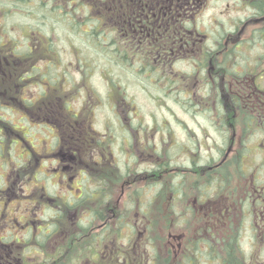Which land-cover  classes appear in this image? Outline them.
Returning <instances> with one entry per match:
<instances>
[{
    "label": "flooded vegetation",
    "instance_id": "1",
    "mask_svg": "<svg viewBox=\"0 0 264 264\" xmlns=\"http://www.w3.org/2000/svg\"><path fill=\"white\" fill-rule=\"evenodd\" d=\"M86 45L110 65L163 74L196 121L183 118L185 141L201 145L194 129L211 128L231 131L226 146L188 149L170 122L145 123L124 90L108 91L116 128L97 130L93 60L74 58ZM78 97L88 110L71 107ZM254 125L260 138L246 132ZM140 183L155 195L148 205ZM0 264H264V0H0Z\"/></svg>",
    "mask_w": 264,
    "mask_h": 264
},
{
    "label": "rangeland",
    "instance_id": "2",
    "mask_svg": "<svg viewBox=\"0 0 264 264\" xmlns=\"http://www.w3.org/2000/svg\"><path fill=\"white\" fill-rule=\"evenodd\" d=\"M226 2V1H225ZM213 6H216L215 3H213ZM222 8H225V4L221 5ZM219 11V10H218ZM214 10L209 9L206 14H203L200 17V23L202 24V27L205 28L207 25L211 24V18L213 16ZM227 15V14H226ZM16 20V23H13V21H10V23L13 24V26H16L20 28V26L25 22V20L18 15ZM226 19V18H225ZM223 20V19H222ZM20 22V23H19ZM17 32V30H15ZM207 32L210 36L214 35L212 31ZM65 35L60 36L59 31L55 34L54 36V41L57 43L56 46H59L60 51L62 53V57L64 60H68V58L72 55L69 54V45H68V40L69 37L67 34L64 32ZM59 37V43L57 42V38ZM67 40H66V39ZM80 42V41H78ZM102 52L101 51H92L90 48L85 46V49L81 50L79 53L74 51V58L75 61H79L80 57H87L92 61L91 65V82L92 85L96 88L97 92L101 96V102L98 103L97 107L93 106L94 109V126L97 130H107L112 129L114 130L117 126V120L115 118V113L111 110V106L113 105V99L108 98V91L111 89L113 94H116L119 96V93L124 90V94L127 97V100L129 102L132 101L135 104V106L139 107V111L141 114V117L145 120V123H154L156 124L157 128H161L163 124L166 123V121L170 122V126L172 127V130L176 133L177 139L188 149L194 151V152H201L202 155L206 156L208 152H213L217 154L220 148L226 146V140L230 137L231 131L227 132V138L224 133V138L220 137L217 139L215 136V133L211 128H207L204 132L201 130L194 129V132L198 134L196 136L198 140L201 141V145H194V142H186V138L184 136V125H183V118L190 124L192 128L195 126L193 122L195 123L196 121L187 115H183L180 108H179V102H176L174 99L167 97V94L165 91H167V80L162 79L163 74L159 75L157 74H152V78L145 74V72H140L139 70L136 71V68H131L127 66H114L110 65L111 63L108 61H105L102 56H100ZM80 55V56H79ZM244 56H248L247 53L243 54ZM77 68V66L75 67ZM64 70V69H63ZM78 72V68L76 69ZM79 70L86 71L85 67L81 66L79 67ZM75 72V74H76ZM160 76L159 78H157ZM112 78V79H111ZM112 81L117 82L118 87L112 86ZM114 90H113V88ZM122 87V88H121ZM126 92V93H125ZM111 94V95H113ZM75 102H73V105L71 107L75 108V111L78 110L79 107L83 106L85 108L84 110H88V105L85 103V99H82L81 97L77 98ZM82 99V100H81ZM112 101V103L109 104V102ZM114 101L116 102L117 99L114 98ZM88 104L92 103L88 99L87 101ZM16 104V101H13V105ZM91 105V104H90ZM119 105L118 107H120ZM66 108H68V104L65 105ZM68 110V109H67ZM69 111V110H68ZM71 113V112H70ZM182 117V118H181ZM15 120L17 117H14ZM84 117V121H85ZM239 121H237V124ZM236 124V125H237ZM107 125V127H106ZM45 127V125H44ZM164 130H162L161 133H163ZM207 133V135H206ZM222 134V132H221ZM187 135L189 138H193L192 134L187 131ZM257 138H260L259 135H257ZM174 142V141H173ZM167 143H170L169 137ZM172 143V142H171ZM163 147L167 148V144L162 145ZM162 146H158L157 148H160ZM195 147H198L199 149H196ZM173 149L175 151H179L180 147L179 145H173ZM188 151V150H187ZM186 153V150H182V153L178 155L177 158H175V162L177 163L178 166L185 164L184 160L186 156L184 155ZM183 155V156H181ZM123 161L127 162V159H125L124 155H120ZM141 159V158H139ZM193 178H190V185L194 184V178L195 176L192 175ZM183 180V179H182ZM182 180L177 179V182L180 183ZM164 180H162L163 182ZM161 182V187L166 185ZM94 184V183H93ZM172 184V181L169 180V185ZM93 186V185H92ZM140 186V192L138 195H136V198H139L141 200L140 203H145L148 205V202H151V199L155 196L154 194L148 195L149 193H146L143 191V183L139 184ZM168 186V183H167ZM165 190V189H164ZM169 192V190H166ZM166 191L164 194L166 196H163L162 194L161 197L158 198L157 200H153L152 202L155 201L157 203V207H155L154 214H152V219H156V223L154 224L156 228V233L157 234H162L164 230H166L167 223H163V221L167 222V211L165 213V206L163 205L166 202L167 199V193ZM172 201L176 204L178 207V211L180 213V203L184 202V199L178 194V193H172L170 195L169 202ZM148 208V206H147ZM142 214V213H141ZM178 225V223H176ZM159 227V231H158ZM124 233L127 232V228L124 227Z\"/></svg>",
    "mask_w": 264,
    "mask_h": 264
},
{
    "label": "trees",
    "instance_id": "3",
    "mask_svg": "<svg viewBox=\"0 0 264 264\" xmlns=\"http://www.w3.org/2000/svg\"><path fill=\"white\" fill-rule=\"evenodd\" d=\"M141 73H142V72H141ZM249 117H250V116H247V118H249ZM246 121H249V119H246V120L243 119V122H246ZM255 127H258V126H257V125H254L253 128H251V129H249V130H246V132H249V133L251 134V136H253V137L255 136V137L257 138V133H261V134H262V132L259 131L260 129H259V130L254 129ZM262 131H263V130H262ZM244 136H246V135H245V132H244V130H243V137H244ZM252 155H253V153H252ZM252 157H253V156H252ZM239 159H240V158H239ZM253 159H254V160H253L252 162H254L255 160H257V158H254V157H253ZM239 162H240V161H239ZM162 194H164L163 191H162L161 193H158V194L156 195V199H155V200L158 201V198L161 197ZM164 196H165V195H164Z\"/></svg>",
    "mask_w": 264,
    "mask_h": 264
}]
</instances>
